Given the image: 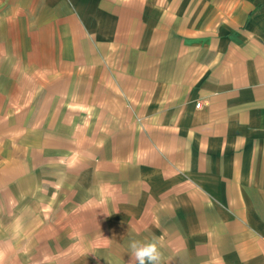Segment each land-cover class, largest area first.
<instances>
[{
    "label": "crops",
    "instance_id": "1",
    "mask_svg": "<svg viewBox=\"0 0 264 264\" xmlns=\"http://www.w3.org/2000/svg\"><path fill=\"white\" fill-rule=\"evenodd\" d=\"M264 264V0H0V264Z\"/></svg>",
    "mask_w": 264,
    "mask_h": 264
},
{
    "label": "clouds",
    "instance_id": "2",
    "mask_svg": "<svg viewBox=\"0 0 264 264\" xmlns=\"http://www.w3.org/2000/svg\"><path fill=\"white\" fill-rule=\"evenodd\" d=\"M129 249L132 257L130 264H160L161 252L155 240L147 243L131 241Z\"/></svg>",
    "mask_w": 264,
    "mask_h": 264
}]
</instances>
